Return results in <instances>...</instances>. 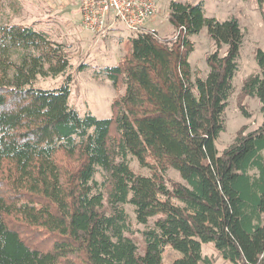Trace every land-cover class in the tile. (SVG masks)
Masks as SVG:
<instances>
[{"label": "trees", "instance_id": "trees-1", "mask_svg": "<svg viewBox=\"0 0 264 264\" xmlns=\"http://www.w3.org/2000/svg\"><path fill=\"white\" fill-rule=\"evenodd\" d=\"M167 19L174 38L138 34L103 70L124 89L109 119L70 106L74 77L62 44L34 26L0 25V264H166V248L181 255L170 264H210L205 244L232 264H264V49L242 88L259 101L263 123L219 154L240 22L207 18L205 0L172 1ZM204 29L216 46L206 78L190 63ZM59 77V88L35 86ZM132 159L151 175L135 173ZM169 170L185 184L168 182ZM127 205L138 224L156 219L141 249Z\"/></svg>", "mask_w": 264, "mask_h": 264}, {"label": "rangeland", "instance_id": "rangeland-1", "mask_svg": "<svg viewBox=\"0 0 264 264\" xmlns=\"http://www.w3.org/2000/svg\"><path fill=\"white\" fill-rule=\"evenodd\" d=\"M155 1L157 12L146 30L155 31L159 38L170 40L176 34L167 19L170 3L175 1L194 4L200 0ZM205 14L207 18H215L222 22L234 17L240 22L244 33V43L238 61L239 69L233 82L234 90L224 115L226 130L216 142L217 150L222 154L240 132L248 134L263 123L259 101L244 96L242 88L244 81L258 72L255 52L257 49H264V21L257 0H205ZM9 22L28 27L35 25L34 28L38 31L40 29L49 31L51 39L62 44L71 59L72 69L69 73L74 77V83L71 87L70 106L81 115L91 112L98 119L112 117V102L123 95L124 89H114L103 70L118 65L129 52L126 42L138 35L129 33L121 27L104 40L94 38L83 29L80 8L76 0H0V25ZM192 42L194 51L190 56V63L193 72L206 78L209 72L206 59L216 50L215 43L206 29L194 36ZM82 66L83 71L80 72L79 68ZM63 81V77L38 79L35 86L41 89H56ZM243 111L247 112L249 117L244 116ZM131 168L139 175H151L149 169L141 168L133 159ZM97 179L100 182L102 177L99 176ZM166 179L171 183L185 184L175 170H169ZM125 210L132 223L129 236L141 249L143 232L153 228L156 219L150 220L147 225H141L136 221L133 206L127 205ZM32 236L31 242L41 243L42 239ZM202 254L210 264H232L224 260L212 244L203 245ZM180 257L181 255L171 248H166L163 254L166 264Z\"/></svg>", "mask_w": 264, "mask_h": 264}, {"label": "built area", "instance_id": "built-area-1", "mask_svg": "<svg viewBox=\"0 0 264 264\" xmlns=\"http://www.w3.org/2000/svg\"><path fill=\"white\" fill-rule=\"evenodd\" d=\"M80 8L83 29L98 40H104L121 27L129 33L147 31L155 17V0H76Z\"/></svg>", "mask_w": 264, "mask_h": 264}, {"label": "crops", "instance_id": "crops-1", "mask_svg": "<svg viewBox=\"0 0 264 264\" xmlns=\"http://www.w3.org/2000/svg\"><path fill=\"white\" fill-rule=\"evenodd\" d=\"M32 26H35V25H32ZM40 31H43V32H46L47 34H49V36H51L50 32L47 31L46 29H40ZM135 38V37H134ZM133 39V38H132Z\"/></svg>", "mask_w": 264, "mask_h": 264}]
</instances>
